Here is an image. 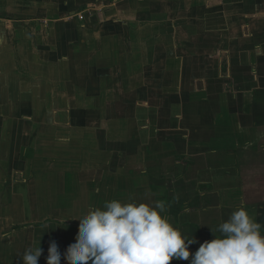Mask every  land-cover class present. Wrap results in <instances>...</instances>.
<instances>
[{
	"label": "crops",
	"instance_id": "crops-1",
	"mask_svg": "<svg viewBox=\"0 0 264 264\" xmlns=\"http://www.w3.org/2000/svg\"><path fill=\"white\" fill-rule=\"evenodd\" d=\"M263 158L264 0H0V264H67L112 200L163 201L194 254L257 222Z\"/></svg>",
	"mask_w": 264,
	"mask_h": 264
},
{
	"label": "clouds",
	"instance_id": "clouds-1",
	"mask_svg": "<svg viewBox=\"0 0 264 264\" xmlns=\"http://www.w3.org/2000/svg\"><path fill=\"white\" fill-rule=\"evenodd\" d=\"M163 201L148 203L107 201L90 209L79 219L76 242L65 258L67 264H171L191 260V264H264V225L256 222L243 203L213 233L216 239L198 243L175 227L165 214ZM40 246L25 249L23 264H38ZM47 264H61L55 241L48 249Z\"/></svg>",
	"mask_w": 264,
	"mask_h": 264
},
{
	"label": "trees",
	"instance_id": "trees-1",
	"mask_svg": "<svg viewBox=\"0 0 264 264\" xmlns=\"http://www.w3.org/2000/svg\"><path fill=\"white\" fill-rule=\"evenodd\" d=\"M241 154H243V152H241ZM245 155H250V153L246 152ZM257 162L264 163L262 161H256L255 163ZM258 170L260 171V173L254 177L253 183L250 184L254 186H258V184L261 183L263 187H258L256 192H252L249 194H253V196H255L252 197L254 198V205H256L260 211V215L257 218V222L260 223L261 225H264V201L262 200V198H264V166L260 165Z\"/></svg>",
	"mask_w": 264,
	"mask_h": 264
},
{
	"label": "rangeland",
	"instance_id": "rangeland-1",
	"mask_svg": "<svg viewBox=\"0 0 264 264\" xmlns=\"http://www.w3.org/2000/svg\"><path fill=\"white\" fill-rule=\"evenodd\" d=\"M64 2V1H63ZM63 2H61V3H63ZM247 160H249V159H247ZM263 161L262 162H264V158L262 159ZM258 171H256V170H253L251 173H248L249 174V176L251 177V178H249L250 180H253L254 179V176H255V174L257 173ZM262 184L260 183V184H258V186H254V185H251L250 183H249V181L247 180L246 181V187L248 188V187H263V185L261 186Z\"/></svg>",
	"mask_w": 264,
	"mask_h": 264
},
{
	"label": "water",
	"instance_id": "water-1",
	"mask_svg": "<svg viewBox=\"0 0 264 264\" xmlns=\"http://www.w3.org/2000/svg\"><path fill=\"white\" fill-rule=\"evenodd\" d=\"M226 68V66L224 65V66H222V69H225Z\"/></svg>",
	"mask_w": 264,
	"mask_h": 264
}]
</instances>
